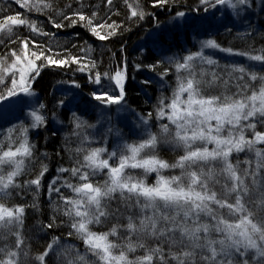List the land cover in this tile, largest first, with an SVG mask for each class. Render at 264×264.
<instances>
[{"label":"snow or ice","instance_id":"snow-or-ice-1","mask_svg":"<svg viewBox=\"0 0 264 264\" xmlns=\"http://www.w3.org/2000/svg\"><path fill=\"white\" fill-rule=\"evenodd\" d=\"M13 2L26 11L0 6V264H264V0ZM181 27L190 48L173 43ZM78 29L95 39L74 43ZM133 29L147 112L127 99ZM41 131L62 133L54 173Z\"/></svg>","mask_w":264,"mask_h":264},{"label":"trees","instance_id":"trees-1","mask_svg":"<svg viewBox=\"0 0 264 264\" xmlns=\"http://www.w3.org/2000/svg\"><path fill=\"white\" fill-rule=\"evenodd\" d=\"M9 3H12V7L15 11H18L20 13H25V9H21L19 8L18 5H16L13 0H8ZM59 2H61L62 4H72L75 3L76 0H59ZM122 2V0H121ZM188 2H191V0H188ZM0 6H4L7 7V4L5 3V0H0ZM121 11H124V9L122 8ZM162 10L157 9V12H161ZM174 13V12H173ZM171 13V14H173ZM9 14H15V12L13 13H9ZM35 15V14H33ZM167 14H160L159 15V21L162 22L165 18ZM46 19L44 17H41V20ZM153 24H155V21H153L152 23H147V22H143V27L144 29H148L151 28L153 26ZM257 28H259L261 31H264V13H260V15L257 18L256 24L253 25ZM50 27V25H49ZM78 31H80L81 33V37L75 39L73 42L74 43H83L84 40H88L90 43L95 39V38H91L89 34H85L83 29H78ZM221 32H223V30H221ZM144 36V31L141 30L139 32L136 31V29H133V33L131 34H127V44H128V48H129V87H128V96L127 99L130 103V105L134 108H136L137 110H141L143 109L145 112L151 110V106L150 104L147 102V96H152L153 100L155 98V90L151 87V86H143L141 85L140 81L143 80L146 76L149 75L148 71L146 68H142L139 72L136 71L135 69V63L136 61V57L139 55L138 52H134L132 51V49L136 46H138L142 41L141 38ZM192 33L190 31H184V32H180V31H174L173 32V43L176 44L177 47L179 46H183L184 44H190L189 47H191L194 43L195 40L193 38H191ZM222 40H231L232 37H221ZM97 44H106L108 47L112 48L114 51H117V53H119V48L120 45L118 43L116 44H108L107 41L101 42V41H96ZM260 40L259 38H257L256 40V47H260ZM146 56L149 57L148 61L145 62H150L151 58H152V53L151 52H147L145 53ZM141 59H143V57H141ZM79 75V74H78ZM132 77H135V79H131ZM50 83H51V77L49 76H45L43 80L40 81V84L37 85V91H40L42 88L47 87L48 92H51V87H50ZM143 88V91H142ZM85 91H87V89H85ZM147 93V95L145 94ZM62 119H64V123L67 124V118L66 117H62ZM61 126L59 124L55 125V128H60ZM47 136L48 137V142L47 144H45V139L44 137ZM61 137H62V133H59L55 136L52 135V133H44L43 131H41V134L39 137H32L34 142H37L39 144L40 150L41 151H47L49 154V157H51V161H50V167L52 168L53 173L55 172V168L59 163V158H57L55 156V152L60 150V146H61ZM171 156V154H169V157ZM33 223V221L31 219H29L28 224L31 225Z\"/></svg>","mask_w":264,"mask_h":264},{"label":"rangeland","instance_id":"rangeland-1","mask_svg":"<svg viewBox=\"0 0 264 264\" xmlns=\"http://www.w3.org/2000/svg\"><path fill=\"white\" fill-rule=\"evenodd\" d=\"M181 10H184V11H188L187 9H185V8H182ZM170 15H175V13H173V14H170ZM170 15H166L165 16V18H164V20L162 21V22H160L162 25H168L169 27H171V21H170ZM260 15V12H259V9H257L256 10V14L254 15V16H252L251 17V24L252 25H255L256 24V21H257V18H258V16ZM239 23V22H238ZM247 25V22H245V26ZM152 27H154V24H153V26ZM151 27V28H152ZM151 28H148V29H151ZM223 30V29H222ZM240 30L241 31H244V27H241L240 28ZM174 31H180V32H184L185 31V29L183 28V27H181V28H179V29H176V30H174ZM173 31V32H174ZM191 32V31H190ZM192 33V32H191ZM191 38H193L194 40H195V42H196V37H195V35H194V33H192V36H191ZM201 38H203V37H201ZM184 47H186V48H190L189 46H190V44H184L183 45ZM134 108V107H133ZM139 111V110H138ZM152 179L154 180L155 179V177L153 176L152 177Z\"/></svg>","mask_w":264,"mask_h":264}]
</instances>
